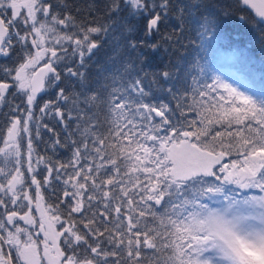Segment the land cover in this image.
Returning a JSON list of instances; mask_svg holds the SVG:
<instances>
[{
    "label": "snow or ice",
    "instance_id": "6c2138e0",
    "mask_svg": "<svg viewBox=\"0 0 264 264\" xmlns=\"http://www.w3.org/2000/svg\"><path fill=\"white\" fill-rule=\"evenodd\" d=\"M123 3L130 8L131 16L146 21L144 32L149 38L160 33V26L172 8L171 0H160L159 4L155 0H123ZM241 3L254 9L264 23V0H241ZM60 4L68 7L65 0H60ZM53 7L48 0H0V56L10 57L14 43L23 47L29 39L37 49L35 54H27L12 77L18 90L26 95L27 105L26 109L12 111H26L27 117L23 121L12 120L5 148H0V155L5 158L13 154L12 150L16 156L14 171L0 168L3 178L0 207L4 209L0 245L14 248L23 264H42L39 244H43L47 264H109L110 259L111 264H264V195L237 200L227 195L223 187L235 184L240 189H256L264 194V91L259 95L241 91L219 78L181 89L176 87L180 80L179 66L175 72L157 73L143 67L145 61L138 69L135 65H124L122 72H110L103 77L104 81L112 79L111 88L106 82L91 88L86 83L85 58H90L100 46L92 36L108 34L115 22L84 27L75 24L70 12L64 11L61 18ZM199 7V4L176 5L174 31L149 44L151 50L158 51L161 43L170 47L180 45L186 14L199 24L202 39L213 33V20L205 16L200 23L195 18L192 10ZM120 10L119 0L108 6L110 17ZM20 24L24 26L23 34ZM56 25L79 28V35L61 34ZM50 37L56 44L67 41L75 45L72 52L78 53L80 64L76 70L69 67L67 75L77 78L81 90L66 94L60 88L56 100L46 102L40 112L54 114L65 126L68 138L78 139H71L74 146L71 160L56 168L48 166L44 157H37L33 164L34 149L29 139L28 173L43 164L49 177L55 171V179L60 180L64 171L67 179L63 180L66 186L63 196L70 198V219L72 213L83 215L86 210L92 211L94 201L102 204L103 210L92 211L91 218L83 222L86 231L81 234L75 222L69 223L63 232L55 231L51 221H59L58 216L48 218L46 230L45 209L40 220L44 239L38 242L27 229L14 223L16 218L36 223L30 215L33 198L27 191H20L25 173L20 168L17 141L21 131L29 132L36 93L44 88L45 77L52 73L55 80L61 78L51 60L39 70L36 67L48 52L57 57L56 51L46 46ZM129 47L136 49L138 45L130 41ZM132 70L136 73L134 77ZM3 71L11 74L6 67ZM116 76L122 81L126 78L120 87L115 86ZM164 84L168 87L164 88ZM153 87L165 91L175 101V108L163 100L146 102L152 99ZM9 88V83L0 81V102L5 100ZM59 101L68 107L67 116ZM190 113H195V119H188ZM156 118L158 122H154ZM105 126L107 131L101 133L99 129ZM161 130L165 135L159 134ZM54 143L59 145L61 141L56 139ZM233 154L238 158L219 168L224 174L221 178L214 168L225 156ZM68 168L73 169L72 173L66 172ZM49 177H45V184L50 183ZM206 177H215L220 183L206 181ZM32 184L36 185L35 199L40 209L41 183L34 174ZM221 196L224 202L218 208L202 202L205 197L212 200ZM21 199L28 201L29 206V212L23 215L17 210L23 207ZM9 202L14 206L12 209L7 207ZM4 220L15 227V232L9 231ZM105 221L113 227L110 229ZM105 233L113 248L103 246L100 238ZM21 234L26 239H21ZM61 236L73 251L74 245H87L92 258L80 260L75 255H66L57 243ZM89 237L95 244L90 243ZM0 264H14L12 255L5 254L2 247Z\"/></svg>",
    "mask_w": 264,
    "mask_h": 264
},
{
    "label": "trees",
    "instance_id": "16d2710c",
    "mask_svg": "<svg viewBox=\"0 0 264 264\" xmlns=\"http://www.w3.org/2000/svg\"><path fill=\"white\" fill-rule=\"evenodd\" d=\"M113 0H65L68 5L64 8L60 4V0H48L52 4L53 12H57L63 18L64 11L70 12L75 17V24L87 26L105 25L115 22L112 30L108 34H94L92 39L99 42L98 49L94 50V54L89 58L86 57V72H87V85L91 88H97L100 83L106 82L110 88L113 85L112 79L107 81L103 77L110 72L123 70L124 65H135L138 69L142 66V61H145L143 67L152 72H175L179 66L181 69L180 80L177 82L176 87L183 89L187 85L211 83L217 69L225 68L235 63L241 72V82L244 86L243 91H250L259 95L264 91V26L257 23L248 11L240 7L238 0H171L172 8L169 11L168 19L160 26V33L154 34L150 38L145 35L144 26L146 21L142 18H137L130 15V8L124 6L123 0H119L121 10L118 14L109 16L108 6L111 5ZM159 4L160 0H155ZM185 4H199L198 9H193L194 16L200 23H203L204 17L208 16L209 19L215 22V31L207 38L202 39L198 34L200 31L199 24L193 22V18L187 16L184 22L183 34L181 37L180 45L170 47L167 44L161 43L158 51L153 52L148 46L149 44L156 43L161 40L164 33H171L174 31V25L177 23L175 18L176 5ZM89 6L92 10L89 11ZM10 15V13H7ZM42 18V17H41ZM50 19V18H49ZM58 31L63 33H76L79 35V28L63 27L56 25ZM23 24H20L21 33L23 34ZM132 29V31H129ZM136 42L138 47L131 49L129 42ZM140 41H145L141 44ZM46 46L56 51L57 57H52L51 52H48L49 60L53 61L55 72L60 75V80H55L52 73H49L44 81V88L42 93L36 97V103L32 109L33 119L29 123V132H20L18 137L19 147L24 153L26 158V165L28 166V142L32 141L34 149L32 160L35 165L37 157H44L48 161V166L56 168L60 164L68 163L74 151V146L71 144V139H78V137L68 138V132L65 131V126L58 122V118L54 114L41 113L40 108L48 101H55L57 93L60 88L66 90V94L79 92L80 85L77 83V78L69 77L67 69L71 67L76 70L80 64V57L73 54L72 49L75 45L70 42L64 41L61 44H56L54 38H49ZM64 49H67L65 52ZM167 49V50H166ZM28 53H32L31 40L29 39L26 46H21L17 43L13 45L10 57L0 56V81L7 82L10 85L6 93L4 101L0 102V146L4 141L5 133L11 125L13 119L19 118L23 121L27 117L26 111H15L13 108L26 109V95L23 94L15 86L16 81L13 80L15 69L24 62ZM11 70V74H6L3 68ZM84 71L85 69H80ZM135 71H131V75L135 76ZM151 79V77H149ZM126 82L121 80L120 76L115 77V86L120 87L122 83ZM147 83V81H146ZM163 84V81H161ZM164 88L168 85L164 84ZM152 99L146 101L149 103L159 102L160 100L169 103L175 108V101L160 88L153 87L151 90ZM58 104L62 107V111L67 116L68 107L63 105L62 101ZM179 116V113H176ZM188 119H195V113L188 114ZM156 118L154 122H158ZM175 124V120L173 121ZM47 125V127H45ZM178 127L180 125H177ZM72 127H75V121L72 122ZM22 128V125H21ZM39 128V136L37 129ZM52 128L54 131L49 132L47 129ZM101 133L107 131L106 126L99 129ZM160 135H165L161 130ZM59 139L61 143L55 144L54 141ZM236 155L225 156L221 164L216 165L214 171L217 175L223 178V173L219 172V168L224 164H230L232 160L237 159ZM73 169L68 168L67 173H72ZM24 183L30 191L32 197L36 198V185L32 184V179L28 181V168L24 171ZM36 175V179L40 181V195L43 197L40 202L42 211L47 209L48 216L45 218V229H48V218L51 216H58L59 221H51L55 231L63 232L64 228L69 226V223L75 222L77 229L83 234L86 230L83 227V222L86 218H91L92 211L97 213L103 210L102 204L98 205L93 202L92 211H85L83 215L79 213H72L71 219L69 218L70 212V198H65L63 192L66 186L63 183L67 179L64 171L60 173L61 179L56 180L57 173L54 171L49 177L47 168L41 164L35 166L34 172L31 174ZM45 177H49L50 183L45 184ZM206 181L219 184L220 181L215 177H206ZM225 193L236 195L237 198L242 199L244 196L261 195L258 190L252 189L245 194H237L234 187L230 184L223 185ZM68 190H71L70 186ZM213 200V199H212ZM212 200L203 199V203H210ZM26 200L21 199L20 204L24 206ZM63 201V202H62ZM26 204V203H25ZM9 209L14 206L9 202ZM23 207H18L19 214H22ZM4 209L0 207V219L3 217ZM35 224H30L31 227L23 226L31 235L40 230V221L34 215ZM150 219V218H149ZM19 222V218H16ZM7 226V223L4 220ZM99 224V220L97 221ZM111 229L113 224L105 221ZM103 229V224H99ZM10 230V229H9ZM15 231V227H12ZM66 235V234H65ZM107 235L100 240L103 242L105 248H113V245L107 243ZM22 238V237H21ZM90 243L95 244L92 237L88 238ZM61 249L66 252V255H75L78 259L92 258V254L87 245H74L73 249H69L64 243V236L57 241ZM0 247L3 248L2 245ZM5 253V250L3 248ZM8 253V252H7ZM9 253L14 259V264H23L19 261L13 249H9ZM8 253V254H9ZM111 264V259L109 261Z\"/></svg>",
    "mask_w": 264,
    "mask_h": 264
},
{
    "label": "rangeland",
    "instance_id": "374dc122",
    "mask_svg": "<svg viewBox=\"0 0 264 264\" xmlns=\"http://www.w3.org/2000/svg\"><path fill=\"white\" fill-rule=\"evenodd\" d=\"M37 49L33 48L32 47V54H35ZM48 54L49 53H46L44 55V59H42L40 61V63L36 66L37 68L40 67L41 65L43 66L44 64L48 63L49 62V58L48 57ZM31 71V70H29ZM214 78H219L220 80L226 82V83H229V84H232L233 86L237 87L238 89H240L241 91L244 90V86L240 80L241 78V72L240 70L238 69L237 65L235 63L231 64L230 66H227L225 68H221V69H217L216 70V73L213 75ZM212 82V81H211ZM5 135V134H4ZM4 140V139H3ZM0 148H5V143L4 141L2 142ZM19 151H20V168H21V171L24 172L26 171V169L28 168V166L26 165V158H25V155L24 153H22L20 147H19ZM13 154L7 158H5V156L3 155H0V168H4L6 171H9V170H13L15 169L16 167V156H15V151L12 150ZM29 174V173H28ZM28 181L32 179L31 177V174L28 175ZM3 181V178L0 177V182ZM234 187V189L236 190L235 192H237V194H245L247 191L249 190H252V189H240L237 185L235 184H230ZM20 191H27L29 193V195L32 197L31 195V191L24 185H21L20 186ZM227 194V193H226ZM2 195V194H0ZM229 196H234L235 199L237 200H241L239 198H237L236 195H230V194H227ZM261 195H264V194H261ZM33 198V204L31 205V212H30V215L34 218V215H36V218L40 221L41 220V211H42V207L40 206V209H37V205H36V199ZM224 202L223 201V197H217V198H214L210 203H208V205L210 207H213V208H218L221 206V203ZM26 203V204H25ZM24 203V206H23V209H22V214L23 215L25 212H29V206H28V201H25ZM5 222L7 223V221L5 220ZM15 224H18L21 228H23V226H29L31 227L30 224L28 223H25L24 220H20L19 219V222H17L16 220L14 221ZM12 227L13 225H8L7 224V228L10 229L9 231H12ZM34 228H30V230H32ZM13 232V231H12ZM15 232V231H14ZM31 234V233H30ZM35 234V235H33ZM32 235V238L34 240H37L38 242L39 241H43L44 239V234L43 232H41L40 230L39 231H36L35 233H33ZM21 239H26V236L24 234H21ZM4 250H5V254H8L9 253V247L6 246V245H2ZM43 248V244H39V250ZM14 250L15 252V249L14 248H11ZM8 252V253H7ZM15 255H16V252H15ZM19 259V258H18ZM20 261V260H19Z\"/></svg>",
    "mask_w": 264,
    "mask_h": 264
},
{
    "label": "water",
    "instance_id": "95a60500",
    "mask_svg": "<svg viewBox=\"0 0 264 264\" xmlns=\"http://www.w3.org/2000/svg\"><path fill=\"white\" fill-rule=\"evenodd\" d=\"M238 1H239V4H240V7H241V8H243V9L246 10V11H248L249 14L252 16V18H253L257 23H259L260 25L264 26V23H262V22L260 21V18L257 17V16L255 15V10H254V9H252V8H250V7H248V6L244 5V4H242V3H241V0H238ZM42 67H43V66L38 67L37 70H39V69L42 68ZM45 78H46V77H45ZM44 81H45V80H44ZM42 91H43V89H41L39 92H37V93H36V97H38V96L42 93ZM6 138H7V135H6ZM6 138H5V139H6ZM40 256H41V259L43 260V262H44L45 264H47V261L43 259V250L40 252Z\"/></svg>",
    "mask_w": 264,
    "mask_h": 264
},
{
    "label": "flooded vegetation",
    "instance_id": "af4514ba",
    "mask_svg": "<svg viewBox=\"0 0 264 264\" xmlns=\"http://www.w3.org/2000/svg\"><path fill=\"white\" fill-rule=\"evenodd\" d=\"M33 235H35V234H33ZM33 235H32V236H33Z\"/></svg>",
    "mask_w": 264,
    "mask_h": 264
}]
</instances>
